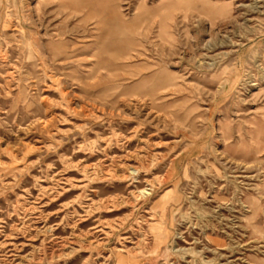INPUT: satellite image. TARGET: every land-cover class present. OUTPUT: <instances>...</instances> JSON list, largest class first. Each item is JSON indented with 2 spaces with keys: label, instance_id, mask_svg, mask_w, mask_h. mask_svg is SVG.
<instances>
[{
  "label": "rangeland",
  "instance_id": "obj_1",
  "mask_svg": "<svg viewBox=\"0 0 264 264\" xmlns=\"http://www.w3.org/2000/svg\"><path fill=\"white\" fill-rule=\"evenodd\" d=\"M0 264H264V0H0Z\"/></svg>",
  "mask_w": 264,
  "mask_h": 264
}]
</instances>
